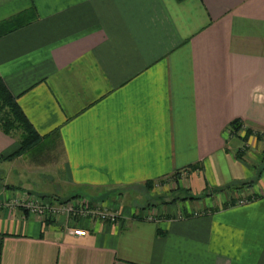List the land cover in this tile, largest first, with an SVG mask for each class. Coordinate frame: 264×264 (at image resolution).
Returning <instances> with one entry per match:
<instances>
[{
    "label": "crops",
    "instance_id": "0c3cea01",
    "mask_svg": "<svg viewBox=\"0 0 264 264\" xmlns=\"http://www.w3.org/2000/svg\"><path fill=\"white\" fill-rule=\"evenodd\" d=\"M24 12L0 81L41 139L9 158L0 129V264H264V0H0V23ZM173 176L195 200L135 195ZM16 195L116 220H43Z\"/></svg>",
    "mask_w": 264,
    "mask_h": 264
},
{
    "label": "trees",
    "instance_id": "16d2710c",
    "mask_svg": "<svg viewBox=\"0 0 264 264\" xmlns=\"http://www.w3.org/2000/svg\"><path fill=\"white\" fill-rule=\"evenodd\" d=\"M34 12H24L17 16L10 18L7 21L0 23V37L7 35L13 31H16L23 26L31 23L36 17ZM234 128H238V124L233 123ZM0 129L6 135L17 134L19 136V149L12 154L11 157H16L27 150L33 145L37 144L41 137L37 135L35 130L29 124L25 118L23 112L17 105L13 96L9 93L5 85L0 81ZM43 199L49 197H41ZM53 199V198H51ZM195 199V198H191ZM54 200V199H53ZM71 200V199H70ZM67 200L64 203L70 201ZM237 205L236 201H233L227 206Z\"/></svg>",
    "mask_w": 264,
    "mask_h": 264
},
{
    "label": "built area",
    "instance_id": "2783aa9c",
    "mask_svg": "<svg viewBox=\"0 0 264 264\" xmlns=\"http://www.w3.org/2000/svg\"><path fill=\"white\" fill-rule=\"evenodd\" d=\"M247 200L239 199L237 205L245 204ZM9 210H15L17 207L24 208L31 215L43 218V220L53 221L60 214H70L73 218H89L103 222L113 223L116 215L109 214L103 210L89 208L86 201L82 199L71 200L60 205H56L51 198H32L28 196L13 199L7 204ZM75 236H85V231H73Z\"/></svg>",
    "mask_w": 264,
    "mask_h": 264
},
{
    "label": "rangeland",
    "instance_id": "374dc122",
    "mask_svg": "<svg viewBox=\"0 0 264 264\" xmlns=\"http://www.w3.org/2000/svg\"><path fill=\"white\" fill-rule=\"evenodd\" d=\"M242 127L238 128H232V131L234 133H237L240 131ZM25 185V184H24ZM186 182L183 181L182 178L179 177H169L161 182H157V184L151 188V189H135V195H138L139 200H141L142 204H159L163 205L166 203V201H183V200H188L191 199V196H195L193 192L189 191L186 187ZM25 187V186H24ZM219 192L223 193V189L217 191L216 193L218 194ZM216 195V194H215ZM26 196V195H24ZM20 195H16L14 197L20 198L24 197ZM203 196V195H202ZM30 197V196H28ZM12 198V199H16ZM32 198H38V197H32ZM195 198V197H194ZM76 199H81V198H73L71 200H76ZM225 199V200H224ZM239 199H245L247 200L246 196H241V194H233L230 195V193L224 192L222 201H225V205H229L233 201H238ZM70 200V201H71ZM83 201H86V199L82 198ZM195 200V199H194ZM87 202V201H86ZM169 203V202H167ZM97 205V203H95ZM199 203H192L190 205H187L188 208H195L198 206ZM94 208L100 209V207L95 206Z\"/></svg>",
    "mask_w": 264,
    "mask_h": 264
}]
</instances>
